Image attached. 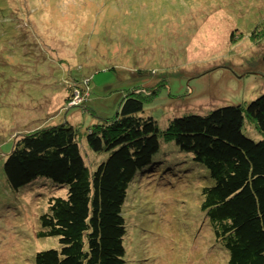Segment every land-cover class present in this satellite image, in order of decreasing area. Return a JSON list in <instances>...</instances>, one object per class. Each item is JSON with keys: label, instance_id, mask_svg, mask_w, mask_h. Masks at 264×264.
<instances>
[{"label": "rangeland", "instance_id": "rangeland-1", "mask_svg": "<svg viewBox=\"0 0 264 264\" xmlns=\"http://www.w3.org/2000/svg\"><path fill=\"white\" fill-rule=\"evenodd\" d=\"M107 65L117 70L93 73ZM246 69L262 75L236 78ZM85 81H91L90 107L76 90ZM263 81L264 0H0V173L10 134L65 113L80 129L83 121L113 114L124 90L147 98V116L161 113L154 118L162 131L175 116L206 114L225 103L219 97L228 94L232 104L243 94L232 88L239 83L249 90ZM78 142L89 165L95 157L82 133ZM153 159L162 167L143 182L139 173L126 205L134 215L126 264H226L228 253L200 210L201 182L176 177L168 184V162L158 153ZM170 162L178 171L188 168L178 153ZM25 190L13 193L0 182V264H30L35 249L55 243L37 238L36 216L63 189Z\"/></svg>", "mask_w": 264, "mask_h": 264}, {"label": "trees", "instance_id": "trees-1", "mask_svg": "<svg viewBox=\"0 0 264 264\" xmlns=\"http://www.w3.org/2000/svg\"><path fill=\"white\" fill-rule=\"evenodd\" d=\"M231 36L234 37L233 32ZM21 58L25 59V54ZM246 62H251L250 57ZM99 68L117 70L114 65H107L93 73ZM226 68L234 73L227 63ZM241 73L236 78L256 74L249 69ZM90 83H75L89 107ZM261 84L247 90V85L239 83L232 88L237 96L243 94L240 98L235 95L232 104L228 94L219 97L225 103L219 102L206 114L175 116L162 131L155 125V118L161 113L147 116V98L124 90L114 100L113 114L83 121L80 129L65 113L63 119L36 121L14 138L10 134L11 148L3 154L0 173L2 188L7 181L12 192L18 194L27 186L33 195L63 189V194L48 197L46 209L36 216L37 238H53L55 243L35 249L30 264H126L130 250L125 238L134 218L130 216L133 211L129 215L126 208L129 194L134 191L132 184L141 178L139 173L145 174L143 182L162 167L153 159L157 153L162 162H168V184L177 182L176 177L201 182L200 210L209 221L215 240L228 253L226 264H264V88L258 91ZM80 133L95 157L89 165L79 146ZM166 139L173 142L169 148L161 145ZM160 152L166 155L162 157ZM177 153L188 161L185 171L176 169L178 160L170 162ZM207 179L210 183L204 185ZM38 186L44 190L36 191Z\"/></svg>", "mask_w": 264, "mask_h": 264}, {"label": "bare ground", "instance_id": "bare-ground-1", "mask_svg": "<svg viewBox=\"0 0 264 264\" xmlns=\"http://www.w3.org/2000/svg\"><path fill=\"white\" fill-rule=\"evenodd\" d=\"M26 192H27V194H29L30 191L25 190L23 193H26ZM20 194H22V193H20ZM153 201H154V200H153ZM5 224L7 225V222H6ZM132 236H134L133 232L130 233V238H129V239H131ZM128 245L131 246L130 241H128ZM133 246H134V245H132V247H131V252H130L131 254H134V253H135V252H134V248H133Z\"/></svg>", "mask_w": 264, "mask_h": 264}]
</instances>
